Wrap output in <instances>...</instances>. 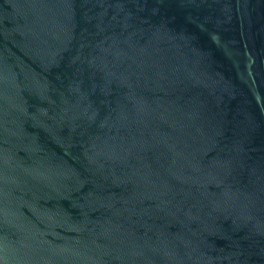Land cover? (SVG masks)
<instances>
[{"label": "water", "instance_id": "water-1", "mask_svg": "<svg viewBox=\"0 0 264 264\" xmlns=\"http://www.w3.org/2000/svg\"><path fill=\"white\" fill-rule=\"evenodd\" d=\"M0 264H264V0H0Z\"/></svg>", "mask_w": 264, "mask_h": 264}]
</instances>
